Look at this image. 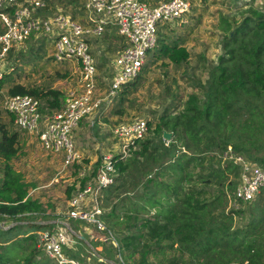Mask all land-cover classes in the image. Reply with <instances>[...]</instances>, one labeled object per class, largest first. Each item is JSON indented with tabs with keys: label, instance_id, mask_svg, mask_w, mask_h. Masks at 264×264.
Segmentation results:
<instances>
[{
	"label": "trees",
	"instance_id": "1",
	"mask_svg": "<svg viewBox=\"0 0 264 264\" xmlns=\"http://www.w3.org/2000/svg\"><path fill=\"white\" fill-rule=\"evenodd\" d=\"M52 3L48 0L44 14H52ZM248 12L235 28L229 22L222 25L225 53L203 85L205 99L192 93L179 112L164 114L155 123L147 120L151 134L138 140L125 158H115L116 180L123 176V197L129 188H143L138 195L143 204L131 203L123 222L116 206L101 214L107 226L119 233L117 251L123 261L111 259L115 264H264V192L239 208L229 207L240 166L219 155L231 145L264 166V6L251 7ZM158 46L159 56L177 66L190 59L185 45L160 30ZM10 75L1 77L0 91ZM140 77L141 73L113 96L119 97L116 107L121 108L136 90ZM8 94H30L44 100L43 113L60 109L64 100L59 90L29 88L22 83L12 84ZM165 131L173 134L168 144ZM0 134V223L14 222L9 228L0 226V264H56L42 248L38 231L54 230L59 222H53L57 218L47 213L42 202L30 197L29 184L14 167L20 152L18 132L0 123ZM81 162L74 165L77 174ZM100 164L101 159L91 176L80 180L81 187ZM74 189L75 185L68 188L69 196ZM37 215L49 219L29 218Z\"/></svg>",
	"mask_w": 264,
	"mask_h": 264
},
{
	"label": "rangeland",
	"instance_id": "2",
	"mask_svg": "<svg viewBox=\"0 0 264 264\" xmlns=\"http://www.w3.org/2000/svg\"><path fill=\"white\" fill-rule=\"evenodd\" d=\"M84 1L53 0L50 10L51 13L66 11L70 15L76 12L78 18ZM145 1L154 5L160 0ZM189 1L191 2L189 11L181 18L160 21L159 30L169 39H177L185 45L190 51V59L177 66L167 58L159 56L157 44L147 54L136 90L128 95L121 108L116 107L119 97L113 98L107 94L116 76L115 62L118 53L126 39L119 34L115 26H109L103 36L93 39L92 49L98 67L96 96L103 101L94 114H88L82 118L73 132V139L83 158L80 166L87 168L88 174H91L95 164L104 154L119 152L120 142L114 135V130L119 124L136 119L158 122L162 115L174 114L182 110L192 93H198L205 99L203 85L212 67L219 63V57L225 53L223 45L226 31L222 25L229 22L235 28V23L239 25L249 14L248 10L251 7L263 9L264 6V0ZM54 52V36L38 34L14 44L10 53L0 60L3 75L11 73L10 81L0 91V123L6 124L10 132L16 131L19 134L20 152L13 160V164L29 184L30 197L42 202L47 213L52 214L57 221H61L58 223L60 227H72L73 230L79 231L78 234L88 237L87 241L79 247V256L83 261L92 264H115L111 259L117 262L120 259L113 243L103 242L104 234L94 224L86 222L84 225L77 224L76 220L69 218L70 200L75 194V189L70 196L67 190L78 184L77 168L65 166L63 152L46 151L42 147L39 135L20 129L15 122L11 121V116L5 108L4 102L9 96L8 89L14 83H22L29 88L59 90L63 97L72 90L77 92L81 90L80 79L77 73L71 70L74 68V62L54 61ZM45 103L42 100V106ZM48 113V111L44 112L45 118L49 115ZM150 134L148 132L147 136ZM118 176L117 172L116 179ZM108 189H110L109 196L105 194L103 199L100 198L101 208L105 213L116 206V212L122 222L126 209L131 203L143 204L142 198L138 196L143 190L141 185L137 191L129 188L130 192L127 195L129 197H123V176L119 177L110 188H106L103 194ZM229 207L234 205L231 203ZM140 214L143 215L144 211ZM29 218L49 219L43 215ZM101 219L107 225L102 217ZM240 221L245 222V220ZM13 223L12 219H6L0 223V226L9 228ZM86 227H88L87 231ZM111 230L115 236L119 237V233L114 228ZM95 251L101 252L108 262L100 263ZM106 252L107 254L110 252L108 256ZM150 262H155L154 257H151Z\"/></svg>",
	"mask_w": 264,
	"mask_h": 264
},
{
	"label": "built area",
	"instance_id": "3",
	"mask_svg": "<svg viewBox=\"0 0 264 264\" xmlns=\"http://www.w3.org/2000/svg\"><path fill=\"white\" fill-rule=\"evenodd\" d=\"M47 7L48 0H0V23L3 28L0 32V60L6 57L14 44L32 35L52 34L54 61L74 62L71 70L77 73L81 90L70 91L64 97L62 107L49 112L46 118L41 111L42 100L36 96H8L4 104L8 112L15 116V123L20 129L37 133L46 151L63 152L65 166L73 167L83 159L73 132L82 118L94 114L103 101L96 96L98 67L92 49L93 39L103 36L109 26L117 27L119 34L126 39L118 53L116 76L107 94L115 96L124 84L136 79L142 72L148 52L158 44L159 22L181 18L190 10L191 2L160 0L150 5L145 0H85L78 18L62 11L44 14ZM2 76L0 67V79ZM148 129V122L144 119L119 124L114 130L120 142L119 152L102 156L101 164L85 187H81L80 180L91 174H88L87 168L80 169L75 194L70 200L69 218L94 224L104 234L102 241H111L117 250L119 242L116 236L101 219L103 209L100 198H103V191L116 181L117 155L125 158L131 147L147 135ZM219 155L240 166L238 185L230 195L229 204L239 208L240 204L254 200L264 192V166L247 159L231 145ZM38 236L45 253L56 264H92L66 252L81 239L72 227L41 230ZM95 255L98 261L108 262L101 253L96 252ZM118 257L122 262L119 251Z\"/></svg>",
	"mask_w": 264,
	"mask_h": 264
},
{
	"label": "crops",
	"instance_id": "4",
	"mask_svg": "<svg viewBox=\"0 0 264 264\" xmlns=\"http://www.w3.org/2000/svg\"><path fill=\"white\" fill-rule=\"evenodd\" d=\"M53 222H61V221H53ZM77 222H79V224H85V222L83 223V222H81V221H77ZM58 227H60L59 225H57ZM87 229H88V227H86V231H87ZM79 232V231H78ZM86 233H88V232H86ZM79 236L81 237V239L82 240H85L86 239V241H87V238H86V236H84L83 234H79ZM81 239H80V241L76 244V245H74L73 247H71V248H68L67 249V253H69L71 256H74V257H77V258H79V259H81V257L79 256V254H80V251H79V247H80V245H82V241H81ZM75 250V251H74ZM101 253V252H100ZM102 254V253H101ZM82 260V259H81ZM110 262H112L111 260H110Z\"/></svg>",
	"mask_w": 264,
	"mask_h": 264
},
{
	"label": "water",
	"instance_id": "5",
	"mask_svg": "<svg viewBox=\"0 0 264 264\" xmlns=\"http://www.w3.org/2000/svg\"><path fill=\"white\" fill-rule=\"evenodd\" d=\"M173 134L171 132L165 131L164 132V138L167 140H171L172 139Z\"/></svg>",
	"mask_w": 264,
	"mask_h": 264
}]
</instances>
